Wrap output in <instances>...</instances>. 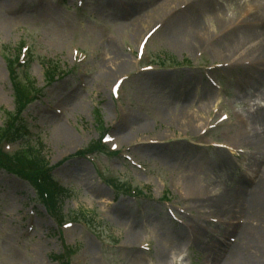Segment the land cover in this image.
<instances>
[{
  "label": "rangeland",
  "instance_id": "rangeland-1",
  "mask_svg": "<svg viewBox=\"0 0 264 264\" xmlns=\"http://www.w3.org/2000/svg\"><path fill=\"white\" fill-rule=\"evenodd\" d=\"M182 1L0 0V134L21 94L15 122L46 159V193L62 201L57 222L33 182L0 171V264H232L264 254L253 207L264 192V60L174 47L195 15L215 41L225 33L206 0ZM208 1L235 18L228 34H264L243 16L264 0ZM58 127L73 141L61 142ZM7 145L13 159L26 142Z\"/></svg>",
  "mask_w": 264,
  "mask_h": 264
},
{
  "label": "bare ground",
  "instance_id": "bare-ground-1",
  "mask_svg": "<svg viewBox=\"0 0 264 264\" xmlns=\"http://www.w3.org/2000/svg\"><path fill=\"white\" fill-rule=\"evenodd\" d=\"M12 1L13 0H9L10 3ZM175 1H176V3H181L182 0H175ZM197 1H200V0H197ZM206 1H207V5L202 6V7H204L203 9H209L211 11H210V13H205V15L210 14V17H211L210 19H214V21L216 23L214 28L217 27V29H221V30L225 31V33H221V37H220V40L218 42H217V40L215 41L216 36H213V34L207 28H205L202 25L203 22L200 21V19H199L200 17L198 15H195L192 17V18H194L193 20L191 18V22L188 25L189 26L188 31H186L185 33L183 32V34L181 35L180 38H177L176 40H174L175 44H176V45H174V47L176 46V48H179L180 50L184 49V47H185V49H188L190 52L195 51L197 48H200V49H198V52L205 50V49H208V48H211L212 50H215V51L221 50V55H219V56H220L221 60H223V61H232V59L234 61L239 60L240 58L239 57L237 58L235 56L238 53L237 50L244 49L247 51L248 56L251 57V59L249 58L248 60H251L254 62L255 61L256 62L263 61L264 60V34L255 33L253 31L250 32L249 29H245L246 32L240 36H232L231 34H228L227 32L229 31V29H231V27L235 25V18L233 16H229V15L225 14L222 11H219V8L216 5L212 4L211 1H208V0H206ZM181 5L183 6V3ZM181 5L179 4V6H178V14L179 13L181 14V12H183V9H187V8H185V6L182 7ZM239 7H242V5L240 4ZM243 11H244L243 16L247 20V22H249L250 27L254 26V24H258L259 22L264 23V19H263L264 7L263 6L249 5V6H247V9L243 10ZM152 22H153V20L150 21V24ZM255 42H258L259 44L251 46V44H253ZM141 43H142V41H141ZM141 43H140V45H141ZM248 46H250V47L247 49ZM224 58H226L227 60H225ZM113 59L115 61H118V60H121L122 57L120 54L116 53L114 55ZM126 59H128V58L126 57ZM256 64H258V63H256ZM128 66H129V61L126 60L118 66V70L126 71ZM124 75H126V73L122 74L121 76H124ZM104 76H107L109 78L108 80H110L114 76V72H113V74L112 73L111 74L105 73ZM120 79H122V78H120ZM60 102L65 103V97L62 98L60 100ZM184 105H187V104L185 103ZM197 127H199V126L197 125ZM239 130L241 131L242 128L239 127ZM58 132H60V136H58V138L60 139L61 142L63 140L73 141V135L67 128H65V127L59 128L58 127L57 134H58ZM242 133L243 134L245 133V135L246 136L248 135V137H249V132L247 133V131H246V132H242ZM126 135L127 134H125V136ZM127 137L131 140L135 136L133 134H129ZM234 137L240 138L241 134L239 135V134L235 133ZM253 138H254V140H253V142H254L256 139H255V137H253ZM133 142L134 141H132V142L130 141V143H133ZM249 143L251 144V142H249ZM147 149H152V147H147L146 150ZM255 206L258 208V210L260 209L263 212L262 218L264 219V192L261 194H258V192H257V194L255 195L253 207H255ZM249 210H251V208ZM118 212L120 215H123L121 209H118ZM241 255L242 254L240 253L239 257L237 256L236 258H234L230 262L232 264H264V254L258 255V253H256V256H254L255 254H253V255L246 254V255H242V256Z\"/></svg>",
  "mask_w": 264,
  "mask_h": 264
},
{
  "label": "trees",
  "instance_id": "trees-1",
  "mask_svg": "<svg viewBox=\"0 0 264 264\" xmlns=\"http://www.w3.org/2000/svg\"><path fill=\"white\" fill-rule=\"evenodd\" d=\"M13 117L14 116H10L8 126L13 123V121L11 122V119ZM19 157L20 158L15 159V161L13 162V170L19 175H22L33 182L37 189H39L40 191H44L42 185H40L38 181H36V178L38 177V175H40L39 171H41L47 164L44 156L42 157V153L34 154L31 151H25Z\"/></svg>",
  "mask_w": 264,
  "mask_h": 264
}]
</instances>
